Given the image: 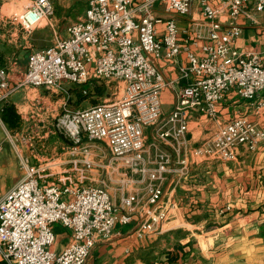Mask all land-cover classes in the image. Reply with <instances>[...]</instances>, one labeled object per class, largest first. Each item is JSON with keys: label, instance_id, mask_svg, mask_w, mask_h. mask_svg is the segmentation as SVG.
<instances>
[{"label": "built area", "instance_id": "1", "mask_svg": "<svg viewBox=\"0 0 264 264\" xmlns=\"http://www.w3.org/2000/svg\"><path fill=\"white\" fill-rule=\"evenodd\" d=\"M52 1L29 0L18 15L26 29L48 24L55 39L28 54L24 75L14 84L0 57V108L23 86L62 92L68 84H76L86 96L98 79L118 82L114 100L84 108L64 103L55 116L57 128L72 142L70 154H80L79 172L97 165L107 177L99 185L67 179L47 183L40 166L19 155L21 176L0 196L3 264H84L99 239L109 238L116 224H129L134 216L139 219L134 229L137 237L161 233L176 205L163 198V183L169 175L176 182L187 175L191 155L232 161L241 147L255 151L264 140V127L244 115L218 119V103L231 89L248 100L255 113L264 107V61L258 53L235 47L241 32L236 19L264 12V0H88L84 14L66 27L65 37L57 35ZM157 3L179 15H187L197 3L206 25L197 28L194 40L183 42L174 18L155 15ZM200 40L205 41L199 44ZM181 52L186 61L177 65L175 80L184 84L160 123V96L169 82L149 55L176 62ZM194 115L213 121L215 127L202 142L191 145L186 136ZM150 126H157L155 135L172 152L154 143L146 145L145 128ZM6 137L14 142L11 133ZM22 141L27 143L26 138ZM100 144L110 160L96 164L91 148L101 150ZM114 175H118V205L110 195ZM56 222L70 232L60 251L52 248ZM153 264L165 263L155 260Z\"/></svg>", "mask_w": 264, "mask_h": 264}, {"label": "crops", "instance_id": "2", "mask_svg": "<svg viewBox=\"0 0 264 264\" xmlns=\"http://www.w3.org/2000/svg\"><path fill=\"white\" fill-rule=\"evenodd\" d=\"M28 1H0V57L11 71V84L22 79L28 54L50 46L55 39L53 30L45 31L41 29V24L26 29L19 22L18 15L23 12ZM71 1L73 0H53L52 3L53 6L66 8ZM155 15L174 18L179 28V38L183 42L185 39L194 40L197 28L206 25L197 3L192 5L187 15L168 11L157 3ZM53 19L56 24L57 17ZM221 19L226 21L225 17ZM71 22L58 32L56 30L59 37L66 36V27ZM8 23L15 24L11 33V29L7 28ZM236 23L241 32L235 47L243 52L258 53L264 61V12L251 16L241 15ZM8 36L11 38L7 39ZM39 37H44L45 42L37 41ZM204 41L200 40L199 44ZM24 48L28 50L22 58L20 50ZM191 48L199 50L197 46ZM149 58L165 81L169 82L160 96L161 123L174 107L177 89L184 84L183 80L177 82L175 79L178 76L177 65L184 63L186 59L184 52L178 55L176 62L152 55ZM79 88L81 87L76 84H68L65 91L49 92L43 87H19L0 108V142L3 145L0 151V196L21 176L19 155L29 157L31 163L33 159H44L36 150L16 139V134L11 133L15 137L14 142H11L6 133L14 132L33 121L36 125H50L55 119L57 108L61 109L64 103L72 108H84L100 102L101 86H89L86 96L81 93L76 98L75 93L76 90L80 91ZM8 106H12L15 112L11 123L3 117L4 109ZM237 115H244L257 126L264 127V107L255 113L248 100L231 89L218 103V119L227 121ZM156 127L145 128L146 145L154 143L172 152L171 147L155 135ZM214 127L213 121L194 115L188 123L186 137L189 144L202 142ZM60 147L64 151L59 159L68 157L61 162L68 163L69 166L63 169V173H66L63 180L46 174L47 183H60L67 179L65 182L99 185L100 179L107 177L104 171L79 172L78 169L83 167L79 161L80 154H70V147L67 145L62 144ZM149 148L152 152L153 147ZM75 160L78 162L73 165ZM189 162L190 170L187 175L178 182L175 176L169 175L163 183V198L176 205L171 208L170 220L161 233L137 237L134 229L139 219L134 216L129 224H116L109 238L99 239L84 264H153L155 260H161L165 264H264V140L259 142L255 151L241 147L236 159L232 161L203 160L191 155ZM117 179L118 175H114L110 183V195L118 205L120 191L117 189ZM52 228L56 234L52 248L60 251L69 241L70 232L58 222Z\"/></svg>", "mask_w": 264, "mask_h": 264}, {"label": "rangeland", "instance_id": "3", "mask_svg": "<svg viewBox=\"0 0 264 264\" xmlns=\"http://www.w3.org/2000/svg\"><path fill=\"white\" fill-rule=\"evenodd\" d=\"M86 5V0H73L71 1L70 6L66 8L60 5H54L53 17H57V22L55 24L57 32L63 29V27H65L69 22L75 21L82 14ZM7 25V28L11 29L9 33L13 32V27L15 26V24L8 23ZM41 25H43L41 29H44L45 31L50 32L52 30L48 24L42 23ZM8 38L10 39L11 37L8 36L7 39ZM43 38L44 37H39L37 41L45 42V39ZM26 50L28 49L24 48L20 50L22 58L25 56L24 52H27ZM95 84L101 86L102 88V94L99 99L100 102L114 100L119 93L118 90L120 84H118V82L116 81H105L98 79L96 80ZM79 89L80 91L76 90V98H78L82 93L81 88ZM47 91L50 92V90ZM59 112L60 108H57V114ZM10 133L16 134V139H18L19 141H22L23 138H26L27 143H24L27 145L26 147L33 148L42 157H44V159H33V164H35L36 166H40V168L42 169V174H51V178H62V180L64 179V175L66 173H63V169H67L69 165L68 163L61 162L64 159H68V157L59 159L61 152L64 151L60 146L62 144L70 146L72 142L62 133V131L57 128L55 119L50 125L43 126L42 124L36 125L33 121L32 123H28V125L26 126L20 127V129H16V131L14 132L10 131ZM12 136L13 138H15L14 135ZM100 146L101 150H98L96 147H92L91 149L92 160L96 164L101 160V163H106L110 160L108 150L106 149L104 144H100ZM115 163L116 161L113 160L112 164ZM84 172H102V170L97 165H93L91 169Z\"/></svg>", "mask_w": 264, "mask_h": 264}, {"label": "trees", "instance_id": "4", "mask_svg": "<svg viewBox=\"0 0 264 264\" xmlns=\"http://www.w3.org/2000/svg\"><path fill=\"white\" fill-rule=\"evenodd\" d=\"M13 116H15L14 108L12 106L6 107L3 112V117L5 118V120H9V122L11 123Z\"/></svg>", "mask_w": 264, "mask_h": 264}]
</instances>
